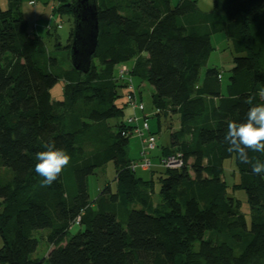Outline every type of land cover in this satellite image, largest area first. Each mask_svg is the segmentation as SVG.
I'll return each mask as SVG.
<instances>
[{
    "label": "trees",
    "instance_id": "16d2710c",
    "mask_svg": "<svg viewBox=\"0 0 264 264\" xmlns=\"http://www.w3.org/2000/svg\"><path fill=\"white\" fill-rule=\"evenodd\" d=\"M55 1L54 16L72 17L71 0ZM8 3L0 8V169L10 174L0 177V264H264V172L252 171L264 151L246 149L249 162L242 163L225 139L229 122L245 123L249 109L264 104V0H213L209 12L196 0H96L97 45L87 73L70 62L73 29L63 47L53 34L55 50L66 51L64 68L28 29L21 0ZM218 33L233 64L225 91L217 67L199 80ZM124 64L137 92L141 83L152 87L156 116L178 117L159 161L179 154L183 165L164 168L161 207L151 181L136 178L125 157L130 137L122 134L132 127L123 119L126 86L116 78ZM58 81L64 97L54 102ZM48 145L69 159L45 185L35 165ZM226 159L239 175L230 189L246 194L249 228L228 196ZM109 162L115 186L91 201L87 177ZM73 224L84 231L66 240ZM44 229L50 250L32 259L33 233Z\"/></svg>",
    "mask_w": 264,
    "mask_h": 264
},
{
    "label": "rangeland",
    "instance_id": "374dc122",
    "mask_svg": "<svg viewBox=\"0 0 264 264\" xmlns=\"http://www.w3.org/2000/svg\"><path fill=\"white\" fill-rule=\"evenodd\" d=\"M171 4L174 6L177 0H170ZM199 9L203 12H209L213 6V0H196ZM47 2V5H43V1H37L38 9H40V15L37 18V28L35 32L38 33L45 42L46 48L50 55L56 56L60 61L62 67H68V60L65 50H55L54 45V36L58 38V43L61 47L66 46L68 43V37L73 29V19L68 14L63 15L62 17L54 16L53 19H50V10L53 7L57 6V2L55 0H44ZM28 5V0H21L20 3V11L22 16L27 22L28 29L32 31V26L34 24V16L32 14V8ZM50 23V24H49ZM52 23V25H51ZM58 24L60 28L56 31H51L50 36H46L44 32V26ZM210 43L212 45V52L210 57L204 67L201 68L199 73V80H203L205 71L209 68L217 67L218 69L223 71V60L226 58L230 50V44L227 41L224 34L218 33L212 35L210 37ZM231 54V53H230ZM64 57V58H63ZM131 63H128L130 66ZM224 72V71H223ZM227 72L224 73L222 79V87L225 88L227 84ZM63 87L64 84L62 81H58L57 84L50 90L51 100L61 101L63 100ZM140 89V86H139ZM125 92V91H124ZM153 93L152 87L144 83L143 88L140 90V97L141 102L144 107V111L141 113H135V116H146V123L149 127V133L153 134L155 137V150L149 153V159L153 167L151 170H144L141 168H137L133 171L136 178L140 179L142 182H148L151 185V189L153 192L152 199L154 206L161 207V198L159 195V186H160V179L165 175L166 170L159 166V158L163 156V148L170 147V134L177 131L179 126L178 117L176 115H165L159 114L156 116V109L154 108L152 101H151V94ZM123 99L119 100L118 104H122ZM132 112L130 110H125L124 120L131 116ZM159 122V128H158ZM116 123L115 120H110L109 124L111 125V130L114 131L115 129L112 127ZM189 139V138H188ZM140 148L141 142L138 138L131 137L129 144L126 148V159L131 162H137L140 160ZM191 163V160L189 161ZM223 180L229 186L227 189L228 196L234 198L238 205L240 212L244 215L246 219L247 226H250V208L247 203V197L243 190L241 189H230L233 184L239 183V175L237 173L235 163L233 159H226L223 163ZM10 176L9 172L5 169H0V177L3 180H6ZM114 179H115V169L112 162L107 163L102 168L97 169L93 175L87 177V192L89 195V199L93 201L98 194L104 189V187L109 184L112 188H114ZM84 231V227L78 224L71 225L68 234L66 236V240H68L71 236L77 234L78 232ZM49 230H38L33 233V236L37 239L38 245L35 252L30 256L32 259L39 258L43 259L47 255L49 251V245L46 241V236ZM2 246V241L0 239V247ZM198 243L194 244V249L197 250ZM236 254H239L238 250H235Z\"/></svg>",
    "mask_w": 264,
    "mask_h": 264
},
{
    "label": "clouds",
    "instance_id": "9594fccd",
    "mask_svg": "<svg viewBox=\"0 0 264 264\" xmlns=\"http://www.w3.org/2000/svg\"><path fill=\"white\" fill-rule=\"evenodd\" d=\"M260 94L264 95V88L260 90ZM225 139L230 145L229 151L234 150L242 163L249 162L246 149L264 151V104L251 107L245 123L229 122ZM46 148L47 150L37 154L38 163L35 165V171L44 178L42 183L45 185L56 179L62 166L67 164L69 159L63 150L54 149L51 145ZM252 171L264 172V163H254Z\"/></svg>",
    "mask_w": 264,
    "mask_h": 264
},
{
    "label": "built area",
    "instance_id": "2783aa9c",
    "mask_svg": "<svg viewBox=\"0 0 264 264\" xmlns=\"http://www.w3.org/2000/svg\"><path fill=\"white\" fill-rule=\"evenodd\" d=\"M36 0H31L30 5H34ZM51 26H48L49 30ZM56 28L59 29L60 26L56 24ZM116 78L123 82L126 86L124 102L128 110L132 112V115L127 117L126 123L132 127V129L123 136L138 138L141 142L140 148V160L137 162H131L129 168L135 170L141 168L144 170H150L153 165L149 159V153L155 150V137L149 133V127L145 121L146 116H135V113H141L144 111V107L141 101L138 99V92L135 89L134 83L129 75V67L124 65H119L116 67ZM183 165L181 156L179 154L169 155L163 157L159 161V166L165 169H180Z\"/></svg>",
    "mask_w": 264,
    "mask_h": 264
},
{
    "label": "water",
    "instance_id": "95a60500",
    "mask_svg": "<svg viewBox=\"0 0 264 264\" xmlns=\"http://www.w3.org/2000/svg\"><path fill=\"white\" fill-rule=\"evenodd\" d=\"M68 7L73 17L70 62L75 70L87 73L97 45L96 0H71Z\"/></svg>",
    "mask_w": 264,
    "mask_h": 264
},
{
    "label": "crops",
    "instance_id": "0c3cea01",
    "mask_svg": "<svg viewBox=\"0 0 264 264\" xmlns=\"http://www.w3.org/2000/svg\"><path fill=\"white\" fill-rule=\"evenodd\" d=\"M31 0H28V5L27 6H29L30 8H32V14H33V16H34V24H33V26H32V32H34L35 34H37V35H39L38 33H36L35 32V29L38 27L37 26V18H38V16L40 15V12H42V11H40V9H38V5H37V1L38 0H36V3L34 4V5H30L29 4V2H30ZM41 2L43 1V5L45 4V5H47V2H44V0H40ZM8 6H9V3H8V0H0V8L2 9V10H6L7 8H8ZM51 12H50V19H53L54 18V15H53V13H52V11H53V7L51 8V10H50ZM24 18V17H23ZM25 20V19H24ZM26 21V20H25ZM50 24V23H49ZM51 25H52V23H51ZM50 25V26H51ZM49 25H47V26H44L45 28H44V32L46 33V30H47V27H48ZM58 37V36H57ZM233 67V64H232V57H231V54L229 53V55L226 57V58H224V60H223V74H222V79H223V75H224V73L225 72H228V71H230V69ZM228 75V74H227ZM228 77V76H227ZM143 84L144 83H141L139 86H140V89H139V91H138V95H140V90L143 88ZM227 85V84H226ZM226 87V86H225ZM222 90L223 91H225V88H223L222 87ZM152 95V94H151ZM128 110V108L126 109V111ZM49 250H50V247H49Z\"/></svg>",
    "mask_w": 264,
    "mask_h": 264
}]
</instances>
